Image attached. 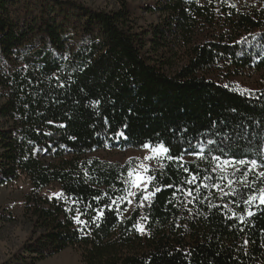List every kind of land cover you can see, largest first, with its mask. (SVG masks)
Segmentation results:
<instances>
[{
	"label": "trees",
	"instance_id": "trees-1",
	"mask_svg": "<svg viewBox=\"0 0 264 264\" xmlns=\"http://www.w3.org/2000/svg\"><path fill=\"white\" fill-rule=\"evenodd\" d=\"M114 2L116 9L100 10L71 0H0V186L28 180L23 214L35 232L4 264H36L72 246L82 248L81 264H264V205L248 217L240 196L221 198L211 186L173 199L167 186L188 173L163 161V171L149 173L163 190L142 208L135 197L121 218L126 202L119 214L116 204L104 206L124 194L126 163L86 157L161 141L171 155L187 156L214 140L207 159L184 164L202 180L216 176L219 148L237 158L264 154V1L238 8L163 0L144 7L160 21L139 28L129 2ZM250 73L258 76L254 95L228 82ZM51 184L63 196L39 193ZM86 208L80 218L88 223L78 225L73 217ZM97 208L104 213L93 223Z\"/></svg>",
	"mask_w": 264,
	"mask_h": 264
},
{
	"label": "snow or ice",
	"instance_id": "snow-or-ice-1",
	"mask_svg": "<svg viewBox=\"0 0 264 264\" xmlns=\"http://www.w3.org/2000/svg\"><path fill=\"white\" fill-rule=\"evenodd\" d=\"M235 7V5H232ZM227 87V85H226ZM239 88V86H237ZM242 94H251L254 95V90L251 89H242ZM96 103H99L98 101ZM119 135H123L120 133ZM216 141L208 140L206 144L198 143L197 145H192V155L198 156L200 159H207L204 154V150L206 145H213ZM145 149L151 150V155H146L143 159L146 161L157 160L160 162V170L163 171L165 165L163 161H167L168 163H178L179 168L177 170L182 169L185 173H188V176L181 182L179 186L175 184H170L167 187L173 188V199L176 198L177 193H184L185 196H192L193 191L199 192L200 189L208 188L211 186L212 188L217 189L221 193V198L225 195L232 196H240L241 203L245 206V213L248 217L253 216L255 213L253 209H259L262 205H264V154L259 153H244L240 158H237L235 155H224V149L219 148L221 155H213L211 159L216 162V166L212 168V172H219L218 176L207 175L204 176L201 180L199 172H192L189 168L184 167L186 163L183 159L184 152L180 153L178 156L171 155V149L167 147L162 141L157 142L155 144L151 142H145L142 145ZM188 150L186 149L185 152ZM251 155H256L258 158H251ZM133 160L136 161L133 164ZM231 169V171H229ZM156 169L151 165H145L140 162L138 157H130L126 162V178L122 180L124 184V188L122 192L124 193L121 196L116 197V199L112 200L111 204H107L104 208L112 209V205H117V214H119V203H123L127 201L128 204H132V200L129 197H137L139 196V203L136 205L138 208H142L145 206V202L148 201L149 205L151 202V198L155 196L157 192L163 190L162 187L155 186L159 183L157 177L154 174ZM238 176V180H234L232 177ZM249 177H254L250 179ZM200 181L197 184V181ZM211 180V185L205 183L204 181ZM219 181V182H217ZM226 181V186L229 188V192H225L221 187V184ZM259 181V184L257 183ZM239 184L242 186L244 191H241V188L233 187L234 184ZM195 185L194 188H188L185 190L183 185ZM152 186V191H149V187ZM132 189H135L133 191ZM143 193V194H141ZM54 196L57 198L63 196V193H54ZM105 196L107 193L104 194ZM51 198V197H50ZM94 200H99L100 197H94ZM236 201H234L235 203ZM209 207H216V205H209ZM227 207V205H225ZM88 208H91V205H88ZM88 208L84 209L81 212L77 209V214L73 217L74 221L81 226H86L88 221L82 220L80 217L86 215L88 212ZM104 208L92 209L96 215L92 217V222L95 223L98 218L103 216ZM70 210V209H69ZM127 210V209H126ZM233 216L238 219L240 222L245 221V215H236L233 213ZM141 219H147L146 217H141ZM134 228L143 232V226L137 222L133 225ZM83 230V227L81 228ZM248 241L245 240L244 244L247 245Z\"/></svg>",
	"mask_w": 264,
	"mask_h": 264
},
{
	"label": "rangeland",
	"instance_id": "rangeland-1",
	"mask_svg": "<svg viewBox=\"0 0 264 264\" xmlns=\"http://www.w3.org/2000/svg\"><path fill=\"white\" fill-rule=\"evenodd\" d=\"M85 6L92 7L93 9L111 10L116 9L117 5L114 0H71ZM133 10V19L137 28L145 27L149 24H154L160 21L162 15L159 12H149L144 7L146 5H156V3L163 0H127ZM264 0H229L232 5L238 8L247 6H258ZM230 84L239 89H255L257 87L258 76L257 74L250 73L244 74L241 77H236L228 80ZM238 88V87H237ZM1 103V100H0ZM1 125V119H0ZM146 155H151L150 149L145 148H126L120 149H101L96 150L86 155L89 159H98L107 163L125 164L130 157H138L140 162L145 165H151L156 170L160 168V162L157 160L146 161L143 158ZM42 160L46 163H57L56 159H52L41 152L39 154ZM184 161H193L198 159V156L187 155L183 157ZM136 161L133 160V164ZM216 166V163H215ZM231 171V169H229ZM216 176L219 172L215 173ZM126 178V175H125ZM221 187L224 191H228L226 181L222 183ZM32 187L28 180L21 179L4 186H0V264L7 262L14 254L21 253L23 247L35 237V232L31 223L23 214V203L25 195L31 191ZM135 191V189H132ZM58 186L51 184L50 186L40 190L39 193H48L53 195L58 193ZM219 192V191H218ZM220 193V192H219ZM132 200V204H128L127 210L125 209L121 213V218L127 216L135 204V197H129ZM10 214V220H3L2 216ZM82 248L79 246H72L62 250L61 252L45 258L36 264H81Z\"/></svg>",
	"mask_w": 264,
	"mask_h": 264
}]
</instances>
